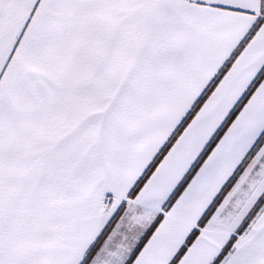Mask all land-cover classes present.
<instances>
[{"label": "snow or ice", "instance_id": "snow-or-ice-1", "mask_svg": "<svg viewBox=\"0 0 264 264\" xmlns=\"http://www.w3.org/2000/svg\"><path fill=\"white\" fill-rule=\"evenodd\" d=\"M0 264H264V0H0Z\"/></svg>", "mask_w": 264, "mask_h": 264}]
</instances>
